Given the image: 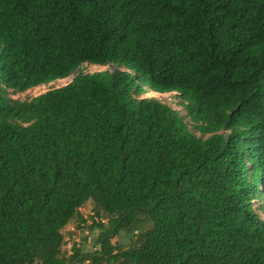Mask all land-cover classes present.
<instances>
[{
    "label": "trees",
    "instance_id": "obj_1",
    "mask_svg": "<svg viewBox=\"0 0 264 264\" xmlns=\"http://www.w3.org/2000/svg\"><path fill=\"white\" fill-rule=\"evenodd\" d=\"M260 213L264 0H0V264H264Z\"/></svg>",
    "mask_w": 264,
    "mask_h": 264
},
{
    "label": "rangeland",
    "instance_id": "obj_2",
    "mask_svg": "<svg viewBox=\"0 0 264 264\" xmlns=\"http://www.w3.org/2000/svg\"><path fill=\"white\" fill-rule=\"evenodd\" d=\"M81 71L83 72H96V71H103V70H110L113 71L114 67L112 65L100 66V65H93V64H83L81 66ZM73 75L69 78L57 80L51 82L49 84L40 85L38 87L32 88L27 90L24 93H13L9 90V94L12 98H17L20 100L28 99L34 96H37L41 93L46 92L51 88H57L63 86L71 81ZM146 97H155L163 103H166L179 111L184 117L186 122L188 123L189 127L191 128L192 121L190 117L187 115V112L183 108V102L180 97L176 93H155L149 92L145 95ZM196 135L199 133L196 132ZM80 213L82 215L83 221L78 219L72 220L69 224H67L63 230L62 234L64 237V245L62 247V255L64 257L70 256L72 250V246L74 244L80 245L84 250H92L94 247L95 242V232H91L89 227L91 223L97 220V216H95V209L93 203L91 201L86 202L81 208ZM260 216L264 219V213H260ZM136 233V232H135ZM132 234V235H135ZM131 234L128 233H121L115 238L112 239L113 243H116L120 246L126 247L133 237Z\"/></svg>",
    "mask_w": 264,
    "mask_h": 264
}]
</instances>
